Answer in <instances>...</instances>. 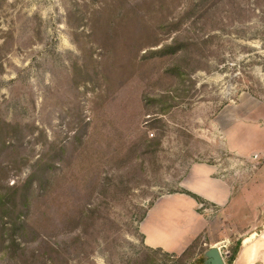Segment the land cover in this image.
<instances>
[{
  "label": "rangeland",
  "instance_id": "rangeland-1",
  "mask_svg": "<svg viewBox=\"0 0 264 264\" xmlns=\"http://www.w3.org/2000/svg\"><path fill=\"white\" fill-rule=\"evenodd\" d=\"M193 162L260 228L264 0H0V264H204L136 227Z\"/></svg>",
  "mask_w": 264,
  "mask_h": 264
},
{
  "label": "crops",
  "instance_id": "crops-1",
  "mask_svg": "<svg viewBox=\"0 0 264 264\" xmlns=\"http://www.w3.org/2000/svg\"><path fill=\"white\" fill-rule=\"evenodd\" d=\"M236 133L242 135L241 130ZM227 148L237 156H250L244 146L229 143ZM179 187L194 193L208 206H204V212L200 213L198 209L203 203L186 193L160 195L137 223L142 244L178 256L195 239L205 236L207 249L211 246L228 249L236 232L232 220L235 218L232 204L236 185L225 173V168L218 164L193 162L186 168ZM260 212V228L240 230L236 238L240 240V246L231 264H264V210Z\"/></svg>",
  "mask_w": 264,
  "mask_h": 264
},
{
  "label": "trees",
  "instance_id": "trees-1",
  "mask_svg": "<svg viewBox=\"0 0 264 264\" xmlns=\"http://www.w3.org/2000/svg\"><path fill=\"white\" fill-rule=\"evenodd\" d=\"M34 176H35V173H33L32 174V176H31V178L30 179H32V178H34ZM28 181H30V180H28ZM175 192H181V193H186V194H188V195H190V196H192V197H194L198 202H204L200 197H198L197 195H195L194 193H191V192H189V191H187V190H184V189H179V190H177V191H175ZM25 196H22V198H24ZM153 203V202H152ZM151 203V204H152ZM150 204V205H151ZM149 205V206H150ZM145 214V210H144V212H143V214H142V216H141V218L143 217V215ZM140 218V219H141ZM139 219V220H140ZM140 237H141V235H140ZM197 239H195L193 242H192V244L189 246V248L193 245V243L196 241ZM239 246H240V240H236V241H233L232 243H231V245H229V247H228V250H229V255H228V257H227V263L228 264H231L232 263V261H233V259L235 258V256H236V254H237V252H238V249H239ZM188 248V249H189ZM147 249H149V248H147ZM187 249V250H188ZM152 250V249H151ZM186 250V251H187ZM153 251H162L161 249H153ZM185 251V252H186ZM162 252H164V251H162ZM183 254V253H182Z\"/></svg>",
  "mask_w": 264,
  "mask_h": 264
},
{
  "label": "water",
  "instance_id": "water-1",
  "mask_svg": "<svg viewBox=\"0 0 264 264\" xmlns=\"http://www.w3.org/2000/svg\"><path fill=\"white\" fill-rule=\"evenodd\" d=\"M204 264H226L221 255V250L217 246H211L204 252Z\"/></svg>",
  "mask_w": 264,
  "mask_h": 264
},
{
  "label": "built area",
  "instance_id": "built-area-1",
  "mask_svg": "<svg viewBox=\"0 0 264 264\" xmlns=\"http://www.w3.org/2000/svg\"><path fill=\"white\" fill-rule=\"evenodd\" d=\"M221 255H222V257L224 258V261H225V259H227L228 255H229V250H228L227 248L224 247V248L221 250Z\"/></svg>",
  "mask_w": 264,
  "mask_h": 264
}]
</instances>
